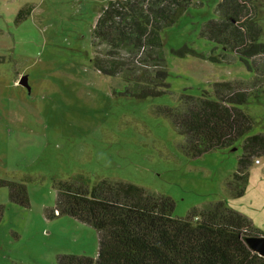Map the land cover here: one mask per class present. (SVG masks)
<instances>
[{
	"label": "rangeland",
	"instance_id": "1",
	"mask_svg": "<svg viewBox=\"0 0 264 264\" xmlns=\"http://www.w3.org/2000/svg\"><path fill=\"white\" fill-rule=\"evenodd\" d=\"M108 1L0 0V264L96 258V230L54 215L56 178L79 177L89 188L100 180L131 183L169 198L176 218L222 202L264 236V157L252 162L246 183L237 187L232 175L241 140L188 157L182 136L155 113L157 106L174 107L183 93L253 77L202 33L221 0H191L162 31L169 91L146 100L122 95L119 79L94 69L93 30ZM256 17L264 43V0ZM185 46L205 58L177 56ZM252 66L264 81V56ZM23 76L29 90L17 84ZM241 109L259 122L248 135L263 131L264 94ZM9 183L23 192L11 197Z\"/></svg>",
	"mask_w": 264,
	"mask_h": 264
},
{
	"label": "trees",
	"instance_id": "2",
	"mask_svg": "<svg viewBox=\"0 0 264 264\" xmlns=\"http://www.w3.org/2000/svg\"><path fill=\"white\" fill-rule=\"evenodd\" d=\"M257 2L221 0L216 19L202 28L206 38L238 57L253 77L215 82L211 91L181 94L174 107H155V113L182 136L188 157L233 148L241 140L242 153L232 175L237 187L246 183L252 162L264 157V129L248 135L259 122L241 109L264 94V81L252 66L253 59L264 56ZM190 4L191 0L108 1L93 30L94 69L119 79L124 96L146 100L166 94L169 85L161 33ZM175 54L205 58L186 46ZM53 186L54 215L87 224L98 236L95 259L67 258L65 264H264V258L244 242L246 236H257L251 222L222 202L176 218L169 198L153 196L131 183L100 180L89 188L77 177L56 178ZM8 187L13 198L23 192L16 183Z\"/></svg>",
	"mask_w": 264,
	"mask_h": 264
},
{
	"label": "water",
	"instance_id": "3",
	"mask_svg": "<svg viewBox=\"0 0 264 264\" xmlns=\"http://www.w3.org/2000/svg\"><path fill=\"white\" fill-rule=\"evenodd\" d=\"M17 84L29 90L26 77H20ZM244 242L252 252L264 258V236H246Z\"/></svg>",
	"mask_w": 264,
	"mask_h": 264
},
{
	"label": "built area",
	"instance_id": "4",
	"mask_svg": "<svg viewBox=\"0 0 264 264\" xmlns=\"http://www.w3.org/2000/svg\"><path fill=\"white\" fill-rule=\"evenodd\" d=\"M258 162H259L258 160H254V163H255V164H258Z\"/></svg>",
	"mask_w": 264,
	"mask_h": 264
}]
</instances>
